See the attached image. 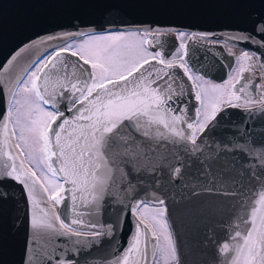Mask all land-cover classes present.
<instances>
[{
    "label": "snow or ice",
    "instance_id": "1",
    "mask_svg": "<svg viewBox=\"0 0 264 264\" xmlns=\"http://www.w3.org/2000/svg\"><path fill=\"white\" fill-rule=\"evenodd\" d=\"M128 2L106 0L110 19L102 32H64L84 39L46 51L5 77L26 48L60 38L48 35L0 68V251L19 228L23 203L29 236L22 264H53L60 247L54 237H77L69 249L74 258L55 264H184L166 201L179 203L187 190L215 194L224 205L201 214L205 234L196 243L215 249L203 264H264V95L250 94L264 92V83L245 75L256 54L244 50L235 57L244 63L234 69V81L232 75L223 84L204 81L192 74L188 44L172 51L165 37L192 41L214 34L154 22L117 24ZM249 23L229 39L264 51V15L254 14ZM80 24L74 17L71 27ZM176 68L199 89L192 116ZM228 108L242 109L243 119H233ZM13 137L23 144H13ZM78 208L109 209L114 219L86 222ZM125 214L136 221L122 247L116 235ZM214 218L222 222L223 240Z\"/></svg>",
    "mask_w": 264,
    "mask_h": 264
},
{
    "label": "water",
    "instance_id": "2",
    "mask_svg": "<svg viewBox=\"0 0 264 264\" xmlns=\"http://www.w3.org/2000/svg\"><path fill=\"white\" fill-rule=\"evenodd\" d=\"M106 8V0H0V68L25 45H31L33 41L48 35L60 37L26 48L5 72V77L9 72L17 73L20 67L31 63L54 46L80 37L78 35L63 37L64 32L86 31L92 34L93 27L97 33L102 32L101 25L107 27V21L110 19ZM254 14L264 15V0H129L123 6L122 13L116 17V23L119 24L121 19L154 22L163 26H172L177 31L212 33L214 35L210 38L252 50L259 58L258 62L261 65L264 63V51L254 45L240 44L229 39L237 30L250 27L249 21ZM74 17H78L81 22L79 29L71 27ZM165 40L167 46L174 51L178 45L177 37L168 34ZM185 43L188 44L186 59L192 71L218 82L229 75L237 56L235 54L230 56L229 50L227 51L222 44L188 39ZM69 59L76 60L70 55ZM262 69L264 71V67ZM175 72L182 78L184 90L187 93L184 99L188 102L189 115L192 116L195 113V107L199 104L195 99L197 88L193 87V81L188 79L182 69L176 68ZM2 111L3 102L0 99V112ZM227 112L235 120H241L245 115L239 108H228ZM256 126H259V121ZM13 151L17 153L14 148ZM184 195L186 199L179 203H174L171 199L166 201L168 222L184 264H194V262L203 264L204 260L213 257L215 249L211 244L204 246L196 243L205 234L201 214L220 209L224 205L215 194L201 192L192 196L186 190ZM20 207L22 211L18 213L19 228L8 233L5 246L0 251V264H22L24 259V245L29 236L28 207L23 203ZM62 208L63 205L59 206L58 210ZM78 211L85 213L83 218L86 222L111 223L114 219L109 209L100 213L83 208H78ZM89 211H93V214L87 215ZM69 217L72 218L71 213ZM214 219L217 222L215 235L218 240H223L225 233L220 226L222 222L218 218ZM135 221L136 216L124 215L123 223L116 235V241L122 247L127 246L129 237L135 230ZM208 222L212 223V221ZM83 230L88 231L86 228ZM54 239L60 247L52 253L53 264L56 258L72 260L74 253L69 249L72 248L71 241L77 237H54ZM149 252H151V243ZM31 254L29 252V255Z\"/></svg>",
    "mask_w": 264,
    "mask_h": 264
},
{
    "label": "bare ground",
    "instance_id": "3",
    "mask_svg": "<svg viewBox=\"0 0 264 264\" xmlns=\"http://www.w3.org/2000/svg\"><path fill=\"white\" fill-rule=\"evenodd\" d=\"M192 33V32H190ZM170 35H173L171 33H169ZM175 36V35H173ZM196 40H202V39H196ZM202 41H206V42H210V43H220L222 44V46L224 48H226V50L228 51H231L233 52L237 57L240 56L241 52L244 51V50H249L250 52H253L252 50L250 49H246V48H242L241 46H238V45H234V44H228V43H225V42H222L220 39H216V38H209V39H203ZM61 44L57 45V46H60ZM255 68H257V71H259V79H260V83H264V72L262 70V67L261 65L259 64V62L257 61V55H255L253 57V61L251 62ZM11 128V126H10ZM12 143L15 144V139L14 137L12 138ZM17 151V153L19 152V150L15 149ZM24 158V157H22ZM25 163L27 164V162L25 161Z\"/></svg>",
    "mask_w": 264,
    "mask_h": 264
},
{
    "label": "rangeland",
    "instance_id": "4",
    "mask_svg": "<svg viewBox=\"0 0 264 264\" xmlns=\"http://www.w3.org/2000/svg\"><path fill=\"white\" fill-rule=\"evenodd\" d=\"M82 39H84V38H78V39H75V40L69 41V42H67V43H65V44H71V43H73V42H75V43H80V42L82 41ZM186 40H187V38H185L184 41L179 40V42H180V43H181V42H185ZM63 46H64V45H63ZM236 64H237V65H236V67H235L234 69H238L239 66H240V64H242V62H240V63L237 62ZM234 69H233V71H232L231 74H230V75H232V77H233V81H234V79L236 78V75H237V72H238V71H234ZM192 74H193V75L201 76V75H199V74H197V73H194V72H193ZM230 75H229V76H230ZM229 76H228L224 81L228 80V79H229ZM203 78H204V81H210L211 83H214V84H223V83H224V81H222V82H216V81L210 80L209 78H205V77H203ZM196 83H197V84H200V83H203V81H196ZM198 90H199V89H198ZM14 139H15V142H16V143H21V144H23L22 141H18V140H16L15 137H14ZM26 153H27V149H25V156H24V159H25V161L28 163ZM36 172H37V175H39V176L41 177V179L43 180L44 177H43V175L41 174L40 169H36ZM150 218H151V213H149V219H150ZM157 231H158V233H160V243L163 244V243H164V235H163L161 229H159V227H157Z\"/></svg>",
    "mask_w": 264,
    "mask_h": 264
},
{
    "label": "flooded vegetation",
    "instance_id": "5",
    "mask_svg": "<svg viewBox=\"0 0 264 264\" xmlns=\"http://www.w3.org/2000/svg\"><path fill=\"white\" fill-rule=\"evenodd\" d=\"M244 62H242V64H243ZM237 65V64H236ZM236 65H235V67H236ZM234 67V68H235ZM237 75H238V72H237ZM236 75V76H237ZM245 75L246 76H249V75H251V76H253V77H256L257 79L255 80V83H260V79H259V73H258V71H257V68H255L254 67V65L252 64V71H251V73H245ZM235 80V79H234ZM250 94H252L253 95V98L255 99V97L259 94H257V93H250Z\"/></svg>",
    "mask_w": 264,
    "mask_h": 264
}]
</instances>
